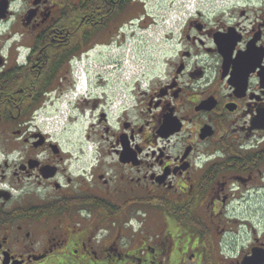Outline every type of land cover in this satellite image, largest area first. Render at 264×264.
I'll return each instance as SVG.
<instances>
[{
  "label": "flooded vegetation",
  "instance_id": "af4514ba",
  "mask_svg": "<svg viewBox=\"0 0 264 264\" xmlns=\"http://www.w3.org/2000/svg\"><path fill=\"white\" fill-rule=\"evenodd\" d=\"M198 1L0 0V264H264V0Z\"/></svg>",
  "mask_w": 264,
  "mask_h": 264
},
{
  "label": "rangeland",
  "instance_id": "374dc122",
  "mask_svg": "<svg viewBox=\"0 0 264 264\" xmlns=\"http://www.w3.org/2000/svg\"><path fill=\"white\" fill-rule=\"evenodd\" d=\"M167 2H169V0H166L165 2H164V0H162V2H161L162 3V8L166 7ZM154 5H156V3H154ZM173 9H174V7L171 6L170 7V14L171 15H173V13H171L173 11ZM156 39H158V38H156ZM154 41H155L154 43H156L157 40H154ZM159 48H160V46L156 47V50L154 51V54L156 55V57H159L158 56V51H157ZM152 49H154V47L148 45L145 50L148 53V51H151ZM79 138L81 139L80 135L78 136V133H77V136H74L70 132L66 133V135L65 134L62 135V137H61L62 140H66V139L68 140V145L69 146L70 145H74Z\"/></svg>",
  "mask_w": 264,
  "mask_h": 264
},
{
  "label": "bare ground",
  "instance_id": "6f19581e",
  "mask_svg": "<svg viewBox=\"0 0 264 264\" xmlns=\"http://www.w3.org/2000/svg\"><path fill=\"white\" fill-rule=\"evenodd\" d=\"M112 68V67H111Z\"/></svg>",
  "mask_w": 264,
  "mask_h": 264
}]
</instances>
